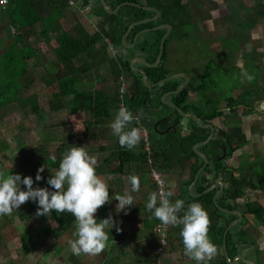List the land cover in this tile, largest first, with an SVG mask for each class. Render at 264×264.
I'll use <instances>...</instances> for the list:
<instances>
[{"label": "trees", "instance_id": "obj_1", "mask_svg": "<svg viewBox=\"0 0 264 264\" xmlns=\"http://www.w3.org/2000/svg\"><path fill=\"white\" fill-rule=\"evenodd\" d=\"M14 1L16 0H10L11 6ZM19 1L21 3L23 2L22 6L24 8L35 9L37 11L35 17L31 21L25 19L24 21L17 23L19 29L23 30L42 23L44 19L49 16V13L55 11L56 8L67 7L69 0ZM72 1L81 8H85L90 4L89 0ZM105 2L112 10L125 2L153 8L159 12V17L155 21L134 26L125 39L126 44H131L136 34L140 31L144 29H148L149 31L139 35L135 46L132 49L124 48L121 43V38L127 31L128 26L133 22L153 18L155 13L151 10H145L138 7L123 6L115 15H108L103 10L100 1L94 0L92 14L100 19L97 23L99 28L98 33L88 34L83 28L78 26L84 32L82 38L77 36H67L63 37V42L59 40L57 42L58 46L54 50V55L58 62L56 72L52 75H48L45 80V85L48 86L49 89H53H50L49 92H47L48 94H44L45 96L40 99L33 96L30 98L31 101L24 100L18 102L21 106L29 105L33 114L42 113L44 111L43 103L45 102L48 103L49 110L53 112H58L69 106H73L81 109L85 113H90L93 117L92 125L104 124L107 119L112 117L115 110L120 109L119 105L122 104L133 113L134 117L138 118L139 123L144 122L143 124L147 126L148 123L151 124L149 129L152 131L151 135L149 133V136L151 138V158L154 165H159L161 163L163 166H172L177 162L184 163L186 161H192L189 169V178L180 185V189L173 190L174 192L172 191L174 195L170 199L172 202H175L177 199L185 201L184 210L179 214L181 216L183 215V211H186L188 205L191 203H200L208 212L211 220L209 237L217 246L218 253L212 260L208 261L207 264H228L222 252V238L227 225L232 220L236 219L237 216L226 214L219 208L230 211H240L243 214V220L228 231L226 236V248L230 259L238 254H242L245 259H249L246 255H249L248 251L252 249V244H249V240H247L248 231L245 228L247 224L246 217H254L264 228V205L253 201H243L245 195L244 191L246 189L251 191H257L259 189L263 190L264 175H258L256 180L252 181L247 178H239L238 176H235L232 171H229L230 169L227 167V161L230 160L232 154L240 146L246 143L245 136L241 129L234 127L228 131H223L215 127L216 130H219L220 134H215L214 138L209 143L197 148L198 151L208 157V164L200 172L199 177L192 188V194H202L218 179L223 181L224 188L217 196L216 203L213 202V196L218 190V187L199 197H191L187 190L188 186L193 181L197 170L204 163L203 159L193 151V146L196 143L205 141L210 134V129H202L198 127L191 118L181 117L175 108L162 103L161 97L168 92L176 91L183 82V79L165 81L158 86L147 89L140 80L141 74L139 72H133L129 66L131 59L137 56L149 64L155 63L159 51L160 40L163 37L165 30H153V28L160 25H169L171 27V32L165 40L164 52L159 65L154 68H148L141 63H135V67L145 72L146 81L150 85H154L171 75V72L165 65L167 60V45L174 37H188V33L185 30L181 33L178 32V30L185 29L189 26V15L183 1L146 0L145 3H143L141 0H105ZM13 24L16 25L15 22L11 23V25ZM42 35L45 38L49 37V33L47 32H45V35L42 33ZM21 36H23V34ZM13 39V42H9V47L16 46V37L13 36ZM94 39H103L105 44L107 40L118 49L119 55L117 58H111L109 62L110 73L115 84L119 86L122 77H126V79L128 78L130 80L129 84L125 86L122 94L116 91L119 95L109 96L97 89H92L90 91L76 90V76L90 73L92 69L83 63H81L79 67H76L73 59H84V53L89 57L91 55L89 49L90 46L95 43ZM34 57L35 55L20 57L25 61L24 66L20 70V76L16 78L20 83V89H17L13 95L7 96L5 95L7 86L3 88L0 87V96L3 98V100L0 99V111L6 106L15 103L19 92H28L32 89L30 86L32 87L33 81L30 80L28 82L26 79L27 77L34 79V75L30 72L29 68V62ZM207 74L209 73L206 72V75ZM9 84L12 85L11 83ZM189 92L200 94L205 92V89L199 90V87H195L189 81L188 85L182 90V92L169 95L165 100L179 107L182 112H191L195 114L199 118L201 124H212L214 119L222 116V111L218 108L221 99H217V103H215L217 107L210 111L209 104H206L205 102L202 106L189 102ZM211 100L212 99H209L210 102ZM226 101L232 110L238 106V99L236 98H226ZM1 120L2 115L0 112V121ZM131 127L139 126L134 121L133 124L129 126V128ZM6 148L7 146H3V150ZM69 149L70 147L66 149L65 145L57 146L56 154L49 155L45 158L42 157V151H36L34 152L36 158L28 162L29 167L31 170H37L40 167H47L50 171H57L60 160ZM222 149H225L226 155L222 160L218 161L217 158L223 154ZM100 150L104 152L109 151L106 157L100 159V163L102 165H108V170L111 174L124 175L130 168V165L140 164L141 166H145L148 164V154L145 150H128L125 147H121L119 142L116 143L112 149L103 147L100 148ZM45 151L47 152V150ZM47 188H49V186ZM49 190L53 191L54 189L49 188ZM114 201L115 198L110 197V203ZM110 203H107L100 208L104 212L102 220L108 218L110 215L113 219H116L115 223L117 225L112 229L109 227V229L106 230L112 235L109 236V246L102 252V255H100L102 264H126L127 261L128 264H141L143 263V260H141L142 258H144V262H146L150 252L158 247L159 240L151 235V237L146 240H136L130 243L127 242L128 231L125 230V226L126 223L131 222L132 219L127 216L125 210L120 212H110ZM144 210L147 216L144 217L145 220L143 222L147 224L149 229H152L160 221L156 219L152 213L147 212L148 210L146 208H144ZM25 214L26 213L18 212L17 216L23 217ZM50 218L55 219L60 224V227H58V231H49L46 234L47 236L52 235L57 239L59 238L58 233H64L70 228H75V218L69 212L59 213L52 211L50 212ZM133 219L135 218L133 217ZM117 227L121 228L122 231L117 232ZM181 229L182 226L177 227L176 233H178V235L177 238L173 237L174 242H183L180 235ZM0 237L2 236L0 235ZM20 240L23 256H28L35 249L28 232L23 233ZM171 241L172 238H169V242ZM182 252L184 254V246ZM256 252V254H259L258 250ZM191 261L193 264H196V261L192 259ZM237 264L244 263L242 261H237Z\"/></svg>", "mask_w": 264, "mask_h": 264}, {"label": "rangeland", "instance_id": "obj_2", "mask_svg": "<svg viewBox=\"0 0 264 264\" xmlns=\"http://www.w3.org/2000/svg\"><path fill=\"white\" fill-rule=\"evenodd\" d=\"M251 3L250 10L244 6H228V15L223 16L221 25L226 28L225 31H219L216 35L212 33L203 34V38H201L203 40L199 41L201 40L199 39L198 43L192 39L194 45L198 44L199 51L195 52L191 62L186 60V54L182 48L176 50L175 59L173 58L170 69L173 71L188 69L190 83L195 87H199V90L205 89V93H196L198 106L200 103H204L205 99L211 97L212 100L208 103V106L210 111H212L217 107L215 104L217 99L234 98L241 90L254 87L255 83L253 81L248 82L244 77L242 79V75L239 76L238 69L233 62L235 48L245 39L244 35H248L250 29L264 15V0H251ZM7 6L4 11V23L0 20V87L7 86L5 95L11 96L21 87L16 78L20 76V70L24 66L25 61L20 57L32 56L35 53L36 56L29 62L30 72L34 75V79L29 77L26 79L28 82L30 80L33 81L32 87L30 86L32 89L28 92H19L17 101L0 111L2 115V120L0 121V170L8 174H20L22 178L31 176L34 181L33 188H45L49 186L47 183L48 179L56 171H50L47 167H44V171L40 173L42 180L35 181L38 169L31 170L28 163L36 158L34 152L42 151V157L45 158L49 155H55L57 146L60 145H65L66 149L72 146H83L89 155L96 158V173L107 182L110 197L115 196L118 191H124V193L127 191L134 197V209H129L131 212L128 214L133 216L135 221L126 223L125 230L128 231L129 235L127 242L130 243L137 240L136 231L148 235V238H150L151 232L153 237L154 230H157L158 225H155L151 230L142 226V221L147 216L142 209L147 203L149 194L158 193L157 185L152 178V170L160 175L164 182V190L173 191L178 184V180L183 184L189 178V169L192 161L177 162L172 166L164 165V167L161 163L154 165L150 155V162L147 165L141 166L137 164L135 168L130 167L128 173L124 174V176L121 175L122 184H118L117 177L109 172L108 165L100 163V159L106 157L109 152H104L100 148L107 147L112 149L119 142L118 137L113 134L110 127L118 110H115L112 117L107 119L104 124L92 125V115L73 106L53 112L49 110L48 103L45 102L43 103L44 111L40 114H33L29 105L21 106L19 102L24 100L31 101L30 98L33 96L40 99L50 89H53H49L45 85V80L50 73L56 72V67L51 61L55 58V55L53 56L52 53H49V37L45 38L42 35V33L45 35V32L49 33V25L44 21L39 23L40 25L26 28L23 31L27 35L25 37L16 33V39L23 46L19 48L17 46L7 47L5 40L8 41L10 34L13 33V28L11 27H14V24L11 25V23L15 22L18 26L17 23L25 19L31 21L37 12L35 9L24 8L19 0L14 1L12 7ZM86 16L88 15L86 14ZM80 24L84 25L83 22H80ZM24 38L30 45L24 43ZM97 40V47L100 46L99 52L102 56L108 60L117 58L119 55L117 48L118 54L113 57L104 40ZM209 44H217L219 46L216 53V56L219 57L218 63L216 61V63L213 62L214 48ZM252 60L253 58H251ZM75 64L79 67L80 63ZM217 65L220 67H217ZM245 70L250 75L254 73L249 66H246ZM206 72L209 74L206 75ZM120 81L121 84L119 86L113 82L110 73V62H107L98 70H93L82 76H76L75 88L78 91L97 89L106 95L116 96L129 84L130 80L122 77ZM207 91L210 93H207ZM0 99L3 100L2 96H0ZM143 123L140 122L138 125L142 130L144 128V131H142L143 140L141 139L140 143L133 148L136 151H144L145 149L144 134H147L149 142L151 139L149 136L152 131L149 129L151 124L148 123L147 126ZM214 127H218L221 130L223 126L218 123ZM3 146H7V148L3 150ZM256 163L257 161L255 162L253 159L248 164L253 166L255 172H259V167H257ZM134 170L138 172L134 173ZM132 173L140 179L138 192H131L128 178L132 176ZM21 188L26 190L23 185H21ZM37 204V202L29 200L22 204L19 209L13 210L11 214L0 216V235L2 236L0 237V264H102L100 256L102 253L99 255L81 254L79 256L72 254L68 241L76 238L74 236L75 228H70L64 233H58L59 238L57 239L52 235L47 236L46 234L51 230L58 231L60 224L55 219L50 218V213L49 216L37 217ZM18 212L26 214L23 217L17 216ZM101 214V210L95 214L98 222L102 220L103 216ZM113 220L116 221V219ZM246 220L247 240H249V244H252V249L248 251L249 255L246 256L257 264H264V259L261 260L259 254H256L257 250L260 252V249L264 248V228L252 216H247ZM177 227H165L167 232L166 245L162 247V251H157V248L152 250L148 255V260L145 259L146 262H144V258L141 259L143 260L141 264H193L191 259L182 252L183 242H174L173 240V237L177 238L178 235L176 233ZM25 232H28L35 247L34 251L28 256H23L21 249L20 237ZM108 235L112 234L108 233ZM169 238H172L173 242H169ZM260 256L264 258V254ZM126 264H128V261Z\"/></svg>", "mask_w": 264, "mask_h": 264}, {"label": "clouds", "instance_id": "obj_3", "mask_svg": "<svg viewBox=\"0 0 264 264\" xmlns=\"http://www.w3.org/2000/svg\"><path fill=\"white\" fill-rule=\"evenodd\" d=\"M241 75L248 82L254 79L246 70H242ZM134 121L139 124L138 118L130 110L120 107L110 125L120 146L128 150L135 148L142 139L140 127L129 128ZM96 164V158L89 155L83 146H72L60 160L58 170L47 181L53 191L47 187L33 188L34 181L31 176L22 178L20 174H8L0 170V216L11 214L29 200L38 203L37 217L49 216L52 211L69 212L75 218L76 238L68 241L72 254H101L109 246L106 230L109 227L112 229L115 221L111 216L99 222L95 218L97 211L110 203L109 186L96 173ZM43 171L44 167L38 169L35 181L42 180L40 173ZM128 179L131 192H138L139 177L132 175ZM21 185L26 190H22ZM173 195L170 190L150 193L145 207L162 225L182 226L180 235L183 239L184 255L196 261V264H207L218 252L217 246L209 237V214L200 203H191L183 211V215H179L184 210L185 201L177 199L172 202L170 198ZM115 200L118 201L117 212L124 211L135 202L134 197L127 191L123 195H117ZM116 231L120 232L122 229L117 227Z\"/></svg>", "mask_w": 264, "mask_h": 264}, {"label": "crops", "instance_id": "obj_4", "mask_svg": "<svg viewBox=\"0 0 264 264\" xmlns=\"http://www.w3.org/2000/svg\"><path fill=\"white\" fill-rule=\"evenodd\" d=\"M93 1L91 0L90 4L87 5L88 7H90V11L87 12H84L83 11L84 8L79 7L78 5H76V3L73 4V6H71L70 2H72V0H69L67 3V7L64 8L59 7L58 9L56 8L55 11L49 13L48 18L44 19V22H46V24L49 25V53H52L54 56V50L58 46L57 42L59 40L63 42L64 41L63 37L77 36L82 38L84 36V32L82 31L81 28H83L84 31H86L88 34L96 33V31H99L97 23L99 22L100 19L92 14V10L94 9ZM144 1L146 0H142L143 3H145ZM183 1H184L183 4L186 7L189 15V26L182 30H185L188 33V37L186 38L174 37L173 39L170 40V42L167 45V61L165 64H166V68L171 72V75L185 74L190 81L188 69H184V71H173L170 69L176 50L182 48V50L185 51L186 60L191 62L195 52L197 53L199 51L198 44L194 45L192 43V39H194L198 43V40L203 38V34L212 33L216 35L218 34L219 31H225L226 28L222 27L221 25L223 23L222 22L223 21L222 19L224 18L223 16L228 15L229 5L233 7L244 6L248 10H250L249 8L251 7L252 3L251 0H183ZM7 7H12L10 5V2ZM5 10L6 8L4 9L0 8V20L2 21V23H4L5 20L4 17ZM86 14L88 16H86ZM80 22H83L84 25L82 26ZM78 26H80L81 28ZM11 28H13L12 29L13 33L10 34L8 41L5 40V44L7 45V47L10 45L9 44L10 41L12 42L14 41L13 36L16 37V33H22L24 37L26 35L25 33H23V31L26 28L20 30L17 25H14V27ZM182 30H178V32L181 33ZM244 37L245 39H243L241 43L238 45V47L235 48L234 50L235 53L233 57V62L235 67L238 69L239 76L241 75L242 70H245L246 66L252 68V70L254 71L252 75L254 76V79L252 80L255 83L254 87L252 89L246 88L244 90H241L240 92L237 93L236 96H234V98L238 99V106L233 110L231 109V107H229L226 98L221 99V101L218 104V108L222 111V116L217 119H214L212 124L214 126H217V124L220 123L221 126H223L221 128V130L223 131H228L234 127H238L241 129L243 135L245 136L246 143L240 146L232 154L230 160L227 161V167L228 169H230L229 171H232V173L235 176H238L239 178L242 177L255 181L258 175H264V15L262 16V18H259V22L255 23V25L250 29L249 34L244 35ZM24 39H25L24 43L30 45L26 40V38ZM94 40L95 43L92 44L89 49L91 54L89 57L86 56V53L82 52L84 53L83 54L84 59L81 60L73 59L74 65L76 67L78 66L75 63L78 64L79 62L80 63L79 65L83 63L84 65L89 66L93 71L100 69L102 65H105L107 62H109V60L106 59L104 56H102L101 53L99 52L100 46L97 47L98 40L97 39ZM202 40L203 39L199 41ZM15 43L17 44L16 45L17 48L23 46L21 45V42H19L17 39L15 40ZM106 44H107V40H106ZM209 45L213 46L214 48V53L212 55L213 62L216 61L218 63L217 60H219V57L216 56V53L218 52L217 48L219 46H217V44L216 45L209 44ZM251 58H253L252 61ZM54 59H56V57L53 58L51 61L54 64V66L57 67L58 62L57 60ZM217 67L220 66L217 65ZM54 73H50L49 75H52ZM207 93L210 92L207 91ZM209 99L212 98L210 97L208 99H205L204 102L208 104L210 102ZM188 101L198 105V98L196 93L189 92ZM202 105L203 103L202 104L200 103L199 106ZM253 159L255 162L257 161L256 164L258 165L257 167H259V172H255L253 166L248 164ZM135 165L137 164L130 165V167L135 168ZM128 170H130V168ZM128 170L126 173H128ZM139 170L141 172L140 166H139ZM136 172L138 171L134 170V173ZM115 176L117 177V183L122 184V176L124 175L122 176L115 175ZM181 184L182 182L180 183V180H178V184L173 190L180 189ZM244 193L245 195L243 201L245 202L253 201L261 205H264V202H262L264 200V190L259 189L257 191H251L246 189ZM118 194L123 195L124 191L122 192L118 191L117 194L112 198H115ZM117 202L118 201L115 200L114 202L109 204L110 212L117 211L115 208ZM133 206L134 203L131 207L125 209L127 216L130 219H132L131 222H133L135 219H133V216H129L128 213H130L131 210L134 209ZM144 208L146 207L144 206L142 211L145 213ZM103 213L104 212L102 211L101 216L104 215ZM142 226H144L148 230H151L149 229L147 224L143 221H142ZM136 233H137V240L148 239V235L139 233L138 231H136ZM150 237H151V232H150ZM259 254L260 255L264 254L263 247L260 249ZM260 255L259 258L263 260V258Z\"/></svg>", "mask_w": 264, "mask_h": 264}, {"label": "water", "instance_id": "obj_5", "mask_svg": "<svg viewBox=\"0 0 264 264\" xmlns=\"http://www.w3.org/2000/svg\"><path fill=\"white\" fill-rule=\"evenodd\" d=\"M79 1H85V0H79ZM99 1H100V4H101L103 10L108 15H115L117 13V11L123 6L138 7V8H142V9H145V10H151V11H153L155 13V16L153 18H149V19H144V20H141V21L133 22V23H131L128 26L127 31L124 33V35L121 38V43H122V46L124 48L132 49L135 46V43H136L137 38L139 37V35L149 31L148 29H144V30L140 31L139 33L136 34V36L134 37L133 42L131 44H126L125 43V39H126L127 35L129 34L130 30L134 26L141 25V24H144V23H148V22H151V21H155L159 17V12L156 9H153V8H147V7H143V6L134 4V3L125 2V3H121L120 5H118L116 8H114L112 10L111 7L106 4L105 0H99ZM153 30H165V33H164L163 37L160 40L159 51H158V55H157L155 63L154 64H149L145 60H143L142 58L137 56V57H134L133 59H131V61L129 63V66H130V68H131V70L133 72H135V73L139 72L141 74L140 80H141V82L143 83V85L147 89H151L152 87L158 86V85H160L161 83H163L165 81L183 79V82L180 84L179 88L176 91H171V92H168V93L164 94L161 97V101H162L163 104L175 108V110L178 112V114L181 117H189V118H191L198 127L202 128V129H204V128H209L210 129V134H209L208 138L205 141H203V142H199V143L194 144V146H193V151L198 156H200L203 159L204 163L197 170L196 174L194 175L193 181L190 183V185L188 186L187 190H188V193H189V195L191 197L196 198V197H199V196H201L204 193H208V192H210V191H212V190H214V189H216L218 187V190L216 191V193L213 196V202L216 203L217 196L222 192V190L224 188V184H223L222 180H220V179L216 180L214 182V184L212 186H210L209 188H207L202 194H198V195L192 194V188H193L194 184L196 183L200 172L208 164V157L205 154H203L202 152L198 151L197 148L209 143L214 138V135L215 134L219 135L220 132L215 130V127L212 124H210V123L201 124L199 118L195 114H193L191 112H182L179 109V107H177L174 104H172L171 102H168V101L165 100L169 95L178 94V93L182 92V90L188 85L189 78L185 74H175V75H171V76H168V77L160 80L159 82H157L154 85H150L146 81L145 72L143 70L135 67V63H141L145 67L154 68V67H157L159 65L160 61H161V57H162L163 52H164L165 40H166L167 36L170 34V32H171V27L169 25H160V26L154 27ZM222 151H223V154H222V156L217 158L218 161L222 160L225 157V155H226L225 149H222ZM219 209L222 212L226 213V214L236 215L237 216L236 219L232 220L227 225V227L225 228L224 233H223L222 252H223V255H224V258H225L226 262L228 264H237V261H242L244 264H257L256 262H254L252 260L245 259V257L242 254L236 255L232 259L229 258V255H228V252H227V248H226V236H227L228 231L233 226H235L236 224H238V223H240L242 221L243 214L240 211H230V210H226V209H223V208H219Z\"/></svg>", "mask_w": 264, "mask_h": 264}, {"label": "built area", "instance_id": "obj_6", "mask_svg": "<svg viewBox=\"0 0 264 264\" xmlns=\"http://www.w3.org/2000/svg\"><path fill=\"white\" fill-rule=\"evenodd\" d=\"M10 0H0V8L4 9L8 5ZM75 4L73 1L70 2V5L73 6ZM84 12L90 11V7H85ZM98 33V31H96ZM108 49L111 51L113 57L117 56L118 51L116 48L109 42L107 41ZM125 88V87H124ZM124 88L122 91H120V94L124 92ZM119 107H124L122 104L119 105ZM144 131V129L142 130ZM143 136V134H142ZM143 140V137H142ZM144 141H145V151L147 152V160L148 163L150 162V155H151V149H150V142L147 140V134H144ZM152 178L154 182L157 185V192L159 193L161 190H164V182L162 181L161 177L159 174H157L154 170H152ZM156 225H158L157 230H154L153 237L159 240V245L157 247V251H162V247L166 245V239H167V232L164 225L161 224V222H158ZM154 228V227H153ZM152 228V229H153Z\"/></svg>", "mask_w": 264, "mask_h": 264}, {"label": "flooded vegetation", "instance_id": "obj_7", "mask_svg": "<svg viewBox=\"0 0 264 264\" xmlns=\"http://www.w3.org/2000/svg\"><path fill=\"white\" fill-rule=\"evenodd\" d=\"M216 130V129H215ZM249 254V253H248ZM260 255V254H259ZM264 259V258H263ZM249 260H251V259H249Z\"/></svg>", "mask_w": 264, "mask_h": 264}]
</instances>
